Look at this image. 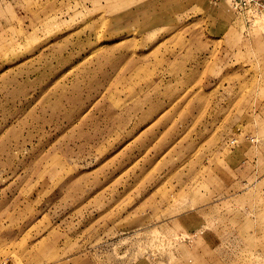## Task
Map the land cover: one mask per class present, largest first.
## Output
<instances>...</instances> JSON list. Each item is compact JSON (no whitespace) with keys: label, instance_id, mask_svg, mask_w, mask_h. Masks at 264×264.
I'll return each instance as SVG.
<instances>
[{"label":"rangeland","instance_id":"374dc122","mask_svg":"<svg viewBox=\"0 0 264 264\" xmlns=\"http://www.w3.org/2000/svg\"><path fill=\"white\" fill-rule=\"evenodd\" d=\"M0 264H264V0H0Z\"/></svg>","mask_w":264,"mask_h":264}]
</instances>
